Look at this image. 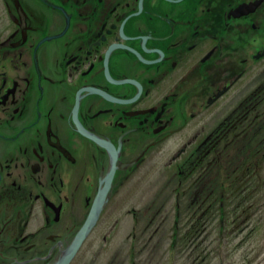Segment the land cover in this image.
<instances>
[{
	"label": "flooded vegetation",
	"instance_id": "flooded-vegetation-1",
	"mask_svg": "<svg viewBox=\"0 0 264 264\" xmlns=\"http://www.w3.org/2000/svg\"><path fill=\"white\" fill-rule=\"evenodd\" d=\"M166 157L176 228L264 187V0H0V264H57L100 197L70 264L151 225Z\"/></svg>",
	"mask_w": 264,
	"mask_h": 264
},
{
	"label": "rangeland",
	"instance_id": "rangeland-1",
	"mask_svg": "<svg viewBox=\"0 0 264 264\" xmlns=\"http://www.w3.org/2000/svg\"><path fill=\"white\" fill-rule=\"evenodd\" d=\"M166 159L159 161L157 175L143 176L140 182L143 193L139 207H149L152 215L157 209L155 221L150 225L143 219L135 226L131 217L125 216L115 231L117 236L109 237L107 245L103 238L110 229L105 231L107 225L103 230L100 226L94 236L101 245L92 241L94 250L99 245L98 251L78 256L74 264H264V187L254 190L247 199L245 193H239L232 206L225 203L216 224H178L176 228L165 219L175 216L168 196V187L174 182L168 175ZM254 184L259 185L257 180ZM134 227L137 251L133 240L127 238Z\"/></svg>",
	"mask_w": 264,
	"mask_h": 264
},
{
	"label": "water",
	"instance_id": "water-1",
	"mask_svg": "<svg viewBox=\"0 0 264 264\" xmlns=\"http://www.w3.org/2000/svg\"><path fill=\"white\" fill-rule=\"evenodd\" d=\"M102 203H103V197H100L97 199L85 225L83 226V228L80 230V232L77 235V238L72 246V248L69 250V252L63 256L58 262L57 264H70L71 261L73 260V258L75 257L78 249L80 248L81 244L83 243V241L85 240V238L87 237V235L90 233L92 227L95 225L99 214L101 212L102 209Z\"/></svg>",
	"mask_w": 264,
	"mask_h": 264
}]
</instances>
